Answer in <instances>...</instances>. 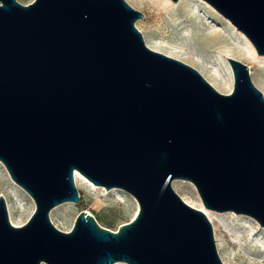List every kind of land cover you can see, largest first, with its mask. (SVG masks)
<instances>
[{
	"label": "water",
	"instance_id": "obj_1",
	"mask_svg": "<svg viewBox=\"0 0 264 264\" xmlns=\"http://www.w3.org/2000/svg\"><path fill=\"white\" fill-rule=\"evenodd\" d=\"M177 3L179 0H171ZM264 56V0H204ZM125 0H0V162L33 200L22 226L0 196V264H224L203 205L264 228V95L227 58L230 94L150 49ZM79 172L137 202L117 232L88 212L71 231L50 215L80 202Z\"/></svg>",
	"mask_w": 264,
	"mask_h": 264
},
{
	"label": "rangeland",
	"instance_id": "obj_2",
	"mask_svg": "<svg viewBox=\"0 0 264 264\" xmlns=\"http://www.w3.org/2000/svg\"><path fill=\"white\" fill-rule=\"evenodd\" d=\"M17 1L22 5H29L34 0ZM125 1L144 15L135 25L142 33L148 47L149 45L159 44L166 51L170 49L181 51L180 55L188 58L193 63H196L195 58H200V67L205 70V75H208V79H211L213 72H218L222 83L232 84L231 93L234 89V78L232 73L231 81L227 71L228 67L231 69L227 61L228 54L240 56L244 59L241 62L247 67L254 65L251 78L264 80V65L255 61L254 64L250 63L243 38L241 35H235L232 30L233 27L236 30L237 28L204 0H184L181 3L180 0L177 3L169 0L173 5L167 4L165 0ZM212 29L217 30V33L213 34ZM239 33L241 32L239 31ZM241 34L245 37L243 33ZM215 47L224 51L221 56H217L214 50ZM192 53L195 58L191 56ZM193 63L188 61L186 64L197 70ZM256 74H261L260 76L262 77L259 75L258 77ZM84 179H82L81 186H76L81 197L80 202L78 204L64 203L56 207L58 210L53 213L54 218L50 217L56 228L64 232L71 231L76 217L83 211L89 212L94 216L101 227L113 232H117L121 225L134 219L139 207L131 195L118 188L107 190L105 187L94 185L85 177ZM178 181L183 185V189H174L175 192L186 204L200 210L203 203L194 185L187 181ZM1 195L4 197L6 205L11 212L9 215L11 223H18L16 226L26 224L35 212L34 202L21 187H16L11 182L8 172L0 162ZM215 227L224 243L223 250H218L222 262L226 260L228 264H264V254L259 249L255 247L251 249L240 248L236 243L240 241L249 245L248 240L251 236H247L245 233V231L249 230L252 234L253 242H260L264 245V228L260 227L253 218L246 216L245 221L236 227L229 225L225 229L215 222ZM223 256H225V259Z\"/></svg>",
	"mask_w": 264,
	"mask_h": 264
},
{
	"label": "bare ground",
	"instance_id": "obj_3",
	"mask_svg": "<svg viewBox=\"0 0 264 264\" xmlns=\"http://www.w3.org/2000/svg\"><path fill=\"white\" fill-rule=\"evenodd\" d=\"M129 1V0H127ZM131 1H134V0H131ZM184 1V0H180V3ZM165 2L167 4H170V5H173L172 2H170L169 0H165ZM179 3V5H180ZM195 14V13H194ZM213 28V27H212ZM197 30V29H196ZM213 30V29H212ZM232 30L234 31L235 35H241V37L243 38V41H244V45L246 47V50H247V53L249 55V61L251 64H254V61L255 62H258L260 64H263L264 65V56H261L257 53V51L254 49V47L250 44V42L241 34L239 33L238 30H236L234 27L232 28ZM217 30H213V34L217 33L216 32ZM188 32V31H187ZM202 32V31H201ZM204 32V31H203ZM191 33V32H190ZM193 33V32H192ZM195 33V32H194ZM199 33V32H198ZM197 38V37H196ZM194 40V39H193ZM198 44V43H197ZM150 48H152L154 51H157V52H162L164 54H166L167 56H170L174 59H177L179 61H183V62H186L188 63L191 62L193 63L192 61H190L188 58L186 57H183L180 55V52L181 51H176V50H169V51H166L165 49H163V46L159 45V44H153V45H149ZM205 48V47H204ZM215 53H217V56L218 55H222L223 54V50H221L220 48L218 47H215ZM196 52V51H195ZM194 52V53H195ZM230 53V52H229ZM192 57L195 58L194 54L192 53L191 54ZM228 58H232V59H235L237 61H243L244 59H242L240 56H237V55H233V54H228ZM193 59V58H192ZM196 60V63H193L195 64L197 70L201 73V75L207 79V81L218 91H221L223 93H226V94H230L231 91H232V84L231 83H222L221 82V78H220V75L218 74V72H213V74L211 75V79H208V75H205V70L203 68L200 67V62H201V59L200 58H195ZM191 65V64H190ZM205 66V65H204ZM254 66V65H253ZM253 66L249 65L248 68H249V73H250V77H252L253 73H252V69H253ZM256 67V66H255ZM228 70V74H229V77H230V80L232 81V72H231V69L228 67L227 68ZM256 72V71H255ZM258 73V72H256ZM257 76L259 74H256ZM261 75V74H260ZM259 75V76H260ZM258 76V77H259ZM262 77V76H260ZM255 78V77H254ZM252 79V82L253 84L262 92L264 93V80H261L260 78H257V79ZM264 79V78H263ZM264 95V94H263ZM82 179H84V177L79 173V172H75L74 173V181H75V185L78 187V186H81L82 185ZM11 182L16 186V187H19L17 184H15L12 180ZM173 186V189L175 190H181L183 189V185L178 181V180H175L172 184ZM20 188V187H19ZM8 209V212H9V215H10V210L9 208L7 207ZM58 208H55L54 211L51 213L50 217L54 218V212L57 211ZM200 211H202L206 217L209 219V221L212 223L213 227H214V231H215V239H216V245H217V249L219 251L223 250L224 248V243L222 242V239L220 238V235H218L217 233V229L215 227V222H217V224L222 227V228H227L229 225L230 226H234L236 227L237 225H239L241 222L245 221L246 219V216H243V215H238L236 213H233V212H224V213H221V212H217V211H213V210H209L207 209L204 205L201 206V209ZM57 213V212H56ZM89 213V212H88ZM137 214V213H136ZM12 217V216H11ZM14 221V220H13ZM14 224V226H16L17 224H15L14 222H12ZM261 227V226H260ZM245 233L247 234V236H251L248 240L249 242V245H246V244H243L242 242L240 241H237L236 243L239 245L240 248H252V247H255L257 249H259L263 254H264V245L261 244L260 242H253V239H252V234L249 230L245 231ZM223 258L225 259V256H223ZM224 264H228V261H224L223 262Z\"/></svg>",
	"mask_w": 264,
	"mask_h": 264
}]
</instances>
